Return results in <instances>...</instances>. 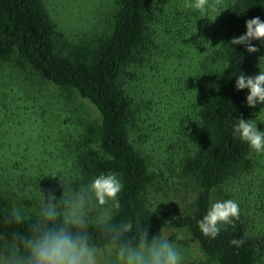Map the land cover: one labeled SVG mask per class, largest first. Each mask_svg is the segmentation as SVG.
<instances>
[{"label":"trees","instance_id":"1","mask_svg":"<svg viewBox=\"0 0 264 264\" xmlns=\"http://www.w3.org/2000/svg\"><path fill=\"white\" fill-rule=\"evenodd\" d=\"M169 1L116 0L108 32L70 46L42 0H0V62L29 67L43 82L71 91L93 106L97 122H88L78 140L64 144L73 155L68 176L79 174L90 179L100 172L117 173L124 185L117 220L131 219L134 230L137 221L144 223L150 236L159 235L160 229L179 226L218 264H264V164L259 169L257 166L264 155L254 153L232 134V125L239 116L256 118L257 127L264 128V111L255 117L259 106L247 107V89L237 91L234 87L241 71L255 75L259 67L264 69V41H252L259 49L253 53L243 45L231 46L234 49L227 46L232 37L245 31V20L255 16L264 20V0H219L216 10L210 8L206 14L188 9L186 0ZM203 22L211 31L208 35L204 29L202 36L194 34L192 41H187V70L172 87L179 108L163 128L171 161L165 163L167 167L154 170L140 149L142 142L135 143L132 136L135 81L155 56L156 39L163 50L157 53L162 59L153 68L164 80L172 77V53L176 45L182 44L179 38L184 37L179 30L186 29L189 35ZM199 38L200 43H195ZM56 120L49 115L50 122ZM74 144L77 146L72 150ZM258 171L261 177L254 182ZM246 175L249 180L242 183ZM32 177L23 174L10 186L21 194L20 199L9 191V186L0 185V239L12 228L3 223L12 203L20 201L30 215L34 214L37 190L27 189L33 184ZM187 179L199 187L192 211L169 220L157 217L146 203L149 190L160 187L165 180L181 185ZM230 184L234 188L238 185V190L232 192ZM42 191H52L59 197L62 188ZM25 193L33 198L28 199ZM215 199L235 200L240 216L211 239L201 234L197 222ZM15 227L27 231L26 223ZM91 231L94 240L103 244L99 231ZM233 238L244 243L237 248L230 243Z\"/></svg>","mask_w":264,"mask_h":264},{"label":"rangeland","instance_id":"2","mask_svg":"<svg viewBox=\"0 0 264 264\" xmlns=\"http://www.w3.org/2000/svg\"><path fill=\"white\" fill-rule=\"evenodd\" d=\"M42 1L56 29L70 46L107 33L110 15L116 6V0ZM168 2L171 3L169 0ZM202 25L200 24V29H193L189 35L186 29H178L184 37L179 38L182 44L176 45L172 53L169 69L171 75L174 73L172 77L164 80V76H157V70L153 68L154 63L162 59L157 53L163 50L159 39H156L155 56L150 58V65H147L144 72L138 73L135 81L133 108L136 110L132 136L135 143L142 142L140 149L148 159L150 168L154 170H157L158 166L167 167L166 164L171 161V150L167 149L168 142L164 140L163 128L168 118H173L179 108L176 97L171 94L172 87L187 70L190 52L187 41H192L194 34L202 36L204 29L208 35V31H211L205 22ZM185 33L188 35L187 40ZM195 43L199 44L200 38ZM50 114H53L54 119L57 118L55 123L49 121ZM97 120L98 115L93 106L76 97L73 92L61 91L43 82L29 67L19 68L12 63L0 62V185L9 186V191L16 195L17 199L21 198V194L10 186L23 174L33 176L35 186H27L29 190H37L38 178V186L45 191L51 187L54 190L61 188L57 184L58 177L51 175L59 173L68 176L72 173L70 170L73 155L64 147L65 142L78 140L88 122ZM145 139L149 140L144 142ZM76 146L72 145V150ZM262 164L264 161L257 163L258 169ZM64 166L68 168L65 169ZM255 176L254 182L261 177L259 171ZM249 177H242L241 182L249 180ZM237 187L238 185L234 188L233 184H230L229 189L236 192ZM198 191L199 187L193 180L187 179L181 185L165 180L160 187H152L149 190L146 203L157 217L169 220L179 213L192 211ZM18 203L20 204V201ZM29 210L34 211V207ZM176 232L177 229L170 227L162 231L173 238ZM181 248L184 252V264H218L200 249L190 235L186 241H181Z\"/></svg>","mask_w":264,"mask_h":264},{"label":"clouds","instance_id":"3","mask_svg":"<svg viewBox=\"0 0 264 264\" xmlns=\"http://www.w3.org/2000/svg\"><path fill=\"white\" fill-rule=\"evenodd\" d=\"M219 0H186L185 6L195 13L216 10ZM220 12L216 15H219ZM196 32V31H195ZM194 32V33H195ZM193 33V34H194ZM252 41H264V20L255 16L245 20V31L232 37L227 46L243 45L249 53L259 51ZM259 67V65H258ZM255 75L236 76L235 89H247V107L264 111V69ZM258 120L237 117L232 134L245 142L254 153L264 155V128ZM261 123V122H260ZM58 177L62 188L59 197L36 185L35 211L29 214L22 204L13 203L3 218L12 226L6 237L0 239V264H184L181 241L189 234L177 227L175 237L162 233L149 235L148 228L131 219L117 220L121 208L120 195L124 187L115 172H100L90 179L79 174ZM32 199L31 193H25ZM240 208L233 199H215L197 222L201 234L215 239L221 231L239 219ZM27 224V231L15 226ZM92 229L104 239L94 240ZM230 243L237 248L242 239Z\"/></svg>","mask_w":264,"mask_h":264}]
</instances>
